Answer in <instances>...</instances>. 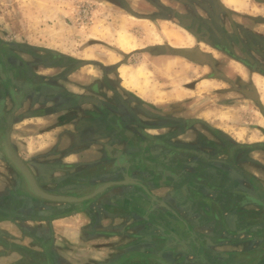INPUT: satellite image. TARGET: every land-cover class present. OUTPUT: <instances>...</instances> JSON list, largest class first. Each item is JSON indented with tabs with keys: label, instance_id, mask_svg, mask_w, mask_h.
I'll return each mask as SVG.
<instances>
[{
	"label": "crops",
	"instance_id": "crops-1",
	"mask_svg": "<svg viewBox=\"0 0 264 264\" xmlns=\"http://www.w3.org/2000/svg\"><path fill=\"white\" fill-rule=\"evenodd\" d=\"M101 1L121 9L134 31L133 38L115 33L108 61L76 57L48 45L13 43L0 32L53 94L33 91L13 111L7 100L1 104L2 93L0 118L13 111L10 142L44 189L79 193L101 182L123 183L73 206L40 201L25 194L18 173L0 156V264H157L153 257L166 264H264V199L258 200L233 169L249 172L264 188V76L250 79L257 101L246 103L252 115L243 118L242 113L243 126L238 127L230 110L246 112V107L232 103V96H241L242 102L246 95L228 77L210 73L202 59L207 53L194 54L195 38L182 22L189 17L207 23L210 0ZM221 1L227 8L233 4ZM262 6L259 12L264 14ZM139 31L153 33L158 41L143 43L135 37ZM178 31L189 41L179 39ZM187 50L189 57L180 54ZM137 56L141 63L132 68L131 58ZM185 65L193 75L179 82ZM203 82L211 87L219 83L213 90L224 95L211 119L205 117L206 109L183 102ZM223 108L227 111L221 114V125L214 120ZM130 114L141 125L138 139L118 134L117 119L127 121L123 130L136 133ZM157 116L176 123L204 121L225 139L194 123L178 137L149 140L145 133L167 131L162 125L147 126L149 117ZM227 139L256 147L232 152L231 145L225 146Z\"/></svg>",
	"mask_w": 264,
	"mask_h": 264
},
{
	"label": "flooded vegetation",
	"instance_id": "flooded-vegetation-1",
	"mask_svg": "<svg viewBox=\"0 0 264 264\" xmlns=\"http://www.w3.org/2000/svg\"><path fill=\"white\" fill-rule=\"evenodd\" d=\"M254 2L259 5L264 4V0H254ZM206 4L208 7H205L207 9L210 8V20L207 23L203 21H193V19L190 21L189 17H184L187 19L182 21L185 25V28L188 29V31L191 32L195 38L197 49H194V54L198 53L199 51H203L199 47L201 42L208 45L211 55H206L202 57V59L207 61L210 73L223 79L225 78L223 76L228 77L230 82L232 80V87H235L236 90L244 94V96L246 95V99L250 101L253 100L256 103L257 96H255V94H257V88L254 85H250V83L248 84L244 80L253 79L255 74L264 76V32L262 30L264 26V14H262V12H258L260 8H257L255 13L249 11L240 12L237 9L231 7L227 8L224 6L221 0H210L207 1ZM213 8L215 10H213ZM213 11L215 12L213 13ZM221 14L224 16L225 21H223L222 17H219ZM241 18L245 20L244 23L240 21ZM15 49V45L3 41L0 38V94H6L5 100L3 99L1 104L4 105L7 100L11 104V109L15 107L19 108L22 99L33 91H35L36 94H40L42 96L52 97L53 94H51L49 90L50 85L44 82L41 77L37 76L36 74L34 75L29 64L15 55ZM233 64L242 67L244 72L242 73L239 71L237 66H234ZM219 65L227 67L232 76L229 75V72V74L223 72ZM232 67H234L233 70ZM75 98L78 100L81 97ZM231 102L237 103V100L232 98ZM128 117L135 124V126L137 123L136 127L140 125L132 114H130ZM110 118L113 122L115 121L113 116ZM149 119L151 120H149L150 122L147 124V126L153 127L162 125L161 128H167V131L158 135L145 133L144 136L149 140L163 142L170 140V138L173 136L178 137L190 129L194 123H199L203 128H206L207 131L212 132V134L214 132L217 133V136H222V134L217 131H213L214 129L212 130L204 121L200 120L193 121L187 118L182 122L178 121V123H176L177 121L175 119H171L168 116L149 117ZM117 120L116 121L119 122L121 126V129H119L118 132L120 137L128 136L136 139H138V136L141 137V135H139L141 133L138 130L139 127L136 129V133L128 132L122 128V126H126L127 121H121L120 119ZM172 125H174V127H172ZM194 135L199 140L203 139L204 137L201 133L196 131H194ZM221 139L223 140L225 138L222 136ZM226 141H228V139ZM228 145H231V148L229 149L232 152L239 150L252 151L256 147L253 144H238L230 141L226 142L225 144V146L229 147ZM172 149L176 148L172 147ZM177 149L180 150V153L189 151L188 149L184 148ZM232 166L236 165L233 164ZM233 169H235L236 173L254 189L253 191L256 192H254V194L258 196V200H261L259 196L264 199V192L262 190L264 188L262 184H260V180L258 178L251 175L249 172L238 170L236 167H233ZM45 178L42 177V181H44ZM37 181L39 183L38 179ZM39 185H41V183H39ZM51 191L64 194H74L72 188L65 191H57L54 189ZM23 204L27 206L25 202ZM12 207H16V205H14V199H12ZM4 212L8 213V208H6Z\"/></svg>",
	"mask_w": 264,
	"mask_h": 264
},
{
	"label": "rangeland",
	"instance_id": "rangeland-1",
	"mask_svg": "<svg viewBox=\"0 0 264 264\" xmlns=\"http://www.w3.org/2000/svg\"><path fill=\"white\" fill-rule=\"evenodd\" d=\"M228 6H235L240 12L250 11L255 13L257 11L256 7L258 6V8H261L262 5L256 4L254 0H233V4H229ZM251 8L253 9L251 10ZM262 8L264 13V6H262ZM130 20L121 9L106 4L101 0H0V32L4 33L6 39L13 43L16 41L21 43L23 41L35 45H48L53 49L62 52L65 51L63 53L81 58H102V60L108 61L110 55L113 53L112 42L116 32L121 31L120 33H126L127 36L133 38L132 34H134V31L128 26ZM240 21H242V23L245 22L242 18ZM50 28L51 30H49ZM262 30L264 32V26ZM145 34L146 35H144L143 31H139L135 37L140 38L143 43L158 41L157 36L153 33L147 34V32H145ZM181 34L182 37L180 36ZM178 35L180 37L179 39L183 38L189 41L188 36L184 32L178 31ZM55 37L58 38V40L52 43L51 41ZM69 39L70 42L73 43H69ZM84 46L88 47L85 49L83 48ZM201 48L207 55H210L208 47L202 46ZM22 56L27 59L26 61L31 59L28 55L22 54ZM140 57L141 56H137L135 60L134 57H132L129 65L132 66V68L139 65L142 60ZM219 66L223 70L222 66ZM183 67L184 66L181 68L183 70V80L179 82L191 79L193 75L190 68L191 66L186 67L185 65V67ZM87 69L89 70L90 67ZM233 69L234 67H232V70ZM200 73L203 75L202 70ZM258 82V86H262L263 81L259 80ZM247 83H251L250 80H248ZM218 86H220L219 83H214L211 87L207 82H203L194 93V96L190 99L187 98L183 102L186 103L185 101H187L190 104L193 103L202 109H206L205 117L211 119L213 118V110L221 109L217 103L221 101V99H224L222 93L218 94L213 90V87ZM149 88L150 87H148V89ZM188 95L190 96L191 93ZM231 95L235 94L232 93ZM232 97H235L237 104H243L246 107V112H244L245 110L238 111L235 109V112L230 110L231 113H235L234 118L236 120L238 119V127H242L243 125L240 126V122H242L240 115L243 113V118H249L250 114L252 115V113L247 111L249 106L246 104L251 103V101H242V103L241 96L236 97L235 95ZM8 106L11 107L9 102ZM225 111L227 110L223 108L220 113H216V116L220 117L214 120L217 124L223 125L220 120L224 121L221 114L226 115ZM253 122H255V120H253ZM240 134L241 133H239V135Z\"/></svg>",
	"mask_w": 264,
	"mask_h": 264
},
{
	"label": "water",
	"instance_id": "water-1",
	"mask_svg": "<svg viewBox=\"0 0 264 264\" xmlns=\"http://www.w3.org/2000/svg\"><path fill=\"white\" fill-rule=\"evenodd\" d=\"M180 54L184 57H189L191 55L188 50L186 52H181ZM16 109L17 108L15 107L13 111ZM13 111L8 112L0 118V156L18 173L25 194L39 199L40 201L77 205L96 198L108 188L122 185V181L101 182L90 185L81 192L74 194H64L43 189L39 185L37 178L32 173L27 162L17 154L10 142ZM153 260L158 264H166L165 261L159 257H153Z\"/></svg>",
	"mask_w": 264,
	"mask_h": 264
}]
</instances>
